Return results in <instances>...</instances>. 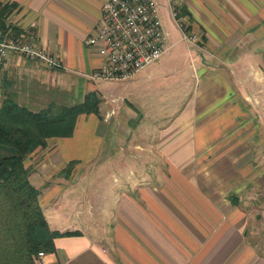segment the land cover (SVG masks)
<instances>
[{
  "label": "crops",
  "instance_id": "0c3cea01",
  "mask_svg": "<svg viewBox=\"0 0 264 264\" xmlns=\"http://www.w3.org/2000/svg\"><path fill=\"white\" fill-rule=\"evenodd\" d=\"M102 1L0 0V4L11 3L2 31L30 36L61 64L43 68L17 55L1 64L0 83L7 78L5 87L17 101V90L11 85L23 87L28 76L50 85L48 88L66 99H54L57 102L69 104L93 92L100 99L97 81L83 73L101 61L85 39L96 25ZM157 2L165 26L169 5H181L188 27L200 33L196 44L181 40L179 35L167 40L164 51L183 41L201 59L190 66L197 84L193 83L191 95L181 106L167 115L152 113L147 107L126 115L113 110L102 118L99 101V115L79 113L69 135L46 138L42 148L50 145V156L82 160L94 168L90 153L98 150L101 137L102 141L105 136H112L111 142L121 141L117 147L127 157H121L117 168L95 177L85 206H75L67 218L55 217V211L62 210L57 195L65 183L56 187L58 181L53 180L38 186L39 204L49 226L78 231L55 236L54 250L41 256L43 264H264V254L244 240L246 213L240 210L237 196L225 193L234 184H242L239 162L246 156L252 159L253 137L261 134V128L264 131L259 118V129L253 122L256 112L250 108L248 92L240 91L241 97L237 90V85L250 91L261 81L264 84V0ZM171 26L179 30L174 21ZM222 60L232 68L238 61L246 62L234 72L250 71V80L237 79L234 87L230 75L229 79L222 75ZM154 62L125 80L122 88L132 84L134 90L127 95L110 93L113 97L109 100L131 109L133 103L125 100L131 101L138 89L159 80L155 74L162 75L157 69L160 59ZM199 72L201 78L195 77ZM110 101H104L107 108ZM130 120L133 124H128ZM129 136L135 137L133 143H127ZM263 162L257 166L264 167ZM262 174L264 177V171ZM77 180L76 176L68 183ZM247 181L252 188L256 186V193L263 194L264 184L257 186L254 177Z\"/></svg>",
  "mask_w": 264,
  "mask_h": 264
},
{
  "label": "rangeland",
  "instance_id": "374dc122",
  "mask_svg": "<svg viewBox=\"0 0 264 264\" xmlns=\"http://www.w3.org/2000/svg\"><path fill=\"white\" fill-rule=\"evenodd\" d=\"M172 7L175 17L181 18L185 23V21H187V17L182 14L177 15V9L174 8L173 4ZM171 18L172 16L167 17L166 26L164 25V22L162 20L163 26L167 31L165 44H167V40L177 38L178 35L180 37V31L176 28H172L171 26L173 21V18ZM193 30L194 33L199 35L200 39L199 31L197 29ZM158 59H160V63L157 69L161 70L160 72L162 73V75L155 74L154 77L160 76V79H154V82L151 85L146 84L141 89V91L138 89L136 97L134 99H131V101L125 100L129 104H131L130 102L133 103L131 104L133 106L131 109H128L126 107L123 108V102H121V104L118 106V100L110 101L109 99L110 97H113L112 94H115L119 91H122L123 94L127 95L126 93L134 90L132 84L126 89H123L122 87L125 85V81L99 80L95 82L96 86L98 87V92L101 94V97L99 99L100 102H98L100 104L99 113L102 118L105 117L108 112H112L113 110L120 112L119 114L123 115V113H125L124 115H126L131 114L132 112L140 113L147 107H149L150 109L152 108V113L157 112L159 114L167 115L174 110L176 111L181 106V101H184L183 99L190 96L193 89L194 80L193 76L190 73V66L192 64L199 63L201 59L197 58L194 52H190L189 47L187 48L183 41L174 43L166 52H163V54H161L155 60L157 61ZM155 60H153L152 62H154ZM156 63L157 62H154V64L152 65H156ZM221 63H224L222 67V75L227 76V78L229 79L227 75L229 74L234 87L236 86L237 79L246 81L247 78V81L250 80V78L247 76L250 75V71L244 72L242 74L241 71L234 72L235 70H237V68L242 69L243 65H245L246 62L238 61L234 64L233 68L228 66L225 60H222ZM225 69L228 73L224 71ZM200 74L201 73L199 72L195 73L194 75L195 77L201 78ZM29 78L31 79L30 81ZM2 83L3 81L0 83V86H2ZM196 84L197 81H195L194 86H196ZM48 86L50 85H47L45 84V82H41L37 78H33L31 76H28V83H26L23 87H20V85L18 84L11 85L12 88L14 87L17 90L16 95H18L17 99L19 103L25 104L31 109H36L39 106L44 105L51 99L54 100L64 98L61 97V94H59L58 92L48 88ZM249 89L250 91L248 89H244L240 85H237L238 92L242 90H244L245 94L248 92L246 95L248 97L250 96V108L256 112H253L256 117L255 121L253 122L256 123V127L259 129L261 126H259L257 123V121H259L257 120L258 118L261 121H259V124L261 125L262 123V125L264 126V84L261 81L260 84L256 85L255 87H250ZM3 93L4 90L0 88V100L3 97ZM241 93L242 92H240L239 94L240 96ZM93 94L95 93L93 92ZM241 97H243V95ZM63 100L66 99L64 98ZM198 100L199 97L197 96L196 101ZM104 101L111 102L109 108H107V102L105 103ZM132 109H135V111H133ZM248 122L252 123L250 117L248 119ZM128 124H133V122L130 120ZM120 128L124 129L123 127ZM121 129L119 130V132L122 134L123 130ZM261 134L259 136H256V138L255 136L253 137L254 143L252 144L254 149L252 153V159L246 156L245 160L241 159V161L239 162V164H241L238 168L239 175H243L244 184L243 182L241 185L236 183L232 188L226 189L225 193H228L229 195L233 193L234 195H236L238 198L237 204L240 206V210L246 213V220L243 226V229L246 232V234L244 235L245 242L254 247L256 252L264 254V192H262L263 194L256 193V186L255 188L253 187V189L250 185V182L247 181V178L250 177L251 179L252 177H254V179L257 180L256 182H258L256 183L257 186H262L261 184H264V177L262 176L264 167L257 166L259 164V161H264V131L262 130V128ZM111 139L112 136H105L102 141L101 137V144L98 150L90 153V155H94V157L91 159V163H94L96 168L92 167L91 164L87 165V163L82 162V160H73L71 164H68L66 168H64L66 163L72 159L61 160L60 158L54 157V153L50 156V145L44 148L40 147L35 151L33 150L25 156V158L23 159V164L28 167L30 171L28 178L30 182L33 183L36 187H38L39 185L44 187L46 182L47 184H50L53 182V180L58 181L56 187L62 186L61 184L65 183V185L61 189H59L60 192L57 195V199L62 203L60 206L62 210L55 211V217L57 219L70 217L73 214L75 206H81L80 208H83L85 206V203L87 202V195L91 192V189L94 186L93 183L95 181V177L99 175L103 176L108 171H111L113 167L117 168L118 161L121 159V157H127L126 153L119 150L117 147V144H121L122 142L118 141L116 143L115 140L111 142ZM129 139L130 140H128L127 143H133L135 137L132 136L131 138V136H129ZM112 144L113 146L110 147V145ZM247 153L248 152H246L244 155H246ZM128 159H130L129 156ZM261 163L259 165H261ZM236 164L238 163L236 162ZM43 167H45L44 170L41 169ZM33 172L35 173L32 174ZM76 176L78 177V180L76 182L68 183V181L73 180ZM90 182L92 183L90 184ZM51 193H49V195ZM44 253L45 252H42L41 255L37 254L35 264L36 261H39L40 264H43L41 256Z\"/></svg>",
  "mask_w": 264,
  "mask_h": 264
},
{
  "label": "trees",
  "instance_id": "16d2710c",
  "mask_svg": "<svg viewBox=\"0 0 264 264\" xmlns=\"http://www.w3.org/2000/svg\"><path fill=\"white\" fill-rule=\"evenodd\" d=\"M176 14H185L174 5ZM11 3L0 4V26ZM0 100V264H35L37 252L54 250L53 238L77 234V230L51 228L38 202L40 189L29 180L23 159L45 138L69 135L77 114L98 113V97L84 94L81 100L66 104L49 100L36 109L19 103L3 79ZM4 85V86H3ZM96 97V98H95ZM73 159L68 161L71 164ZM67 171V170H66ZM58 264V263H53Z\"/></svg>",
  "mask_w": 264,
  "mask_h": 264
},
{
  "label": "built area",
  "instance_id": "2783aa9c",
  "mask_svg": "<svg viewBox=\"0 0 264 264\" xmlns=\"http://www.w3.org/2000/svg\"><path fill=\"white\" fill-rule=\"evenodd\" d=\"M168 11L179 28L180 39L196 44L199 35L188 27V21L184 23L181 18H176L172 5ZM166 37L156 0H103L96 25L85 39L101 61L83 75L91 81L128 80L166 50ZM13 55L44 68L61 65L56 56L36 44L30 36H15L0 28V65ZM36 264H40L39 261Z\"/></svg>",
  "mask_w": 264,
  "mask_h": 264
}]
</instances>
